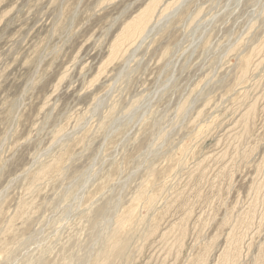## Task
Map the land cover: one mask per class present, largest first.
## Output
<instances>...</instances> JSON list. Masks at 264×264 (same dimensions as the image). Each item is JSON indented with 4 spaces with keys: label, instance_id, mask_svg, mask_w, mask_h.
Instances as JSON below:
<instances>
[{
    "label": "rangeland",
    "instance_id": "rangeland-1",
    "mask_svg": "<svg viewBox=\"0 0 264 264\" xmlns=\"http://www.w3.org/2000/svg\"><path fill=\"white\" fill-rule=\"evenodd\" d=\"M101 262L264 264V0H0V264Z\"/></svg>",
    "mask_w": 264,
    "mask_h": 264
},
{
    "label": "bare ground",
    "instance_id": "bare-ground-1",
    "mask_svg": "<svg viewBox=\"0 0 264 264\" xmlns=\"http://www.w3.org/2000/svg\"><path fill=\"white\" fill-rule=\"evenodd\" d=\"M146 27H147V24H142L141 22H139L136 25H134L132 28H129V29L126 30V32H125L126 33V37L129 38V39H132L133 37H137L140 34H142L143 31L144 32L146 31L145 30ZM125 218L116 219V223H115L114 228L105 230L106 231L105 235H106V239H107V241H105L106 242L105 247H106V252H107L108 255H109V252H114L115 253V251H116V254L118 256H122V255L124 256L126 254L127 246H128V243L130 242L129 238H127V237L123 238V233L126 230L134 231L135 234L136 233H139V235L141 234V231L139 230V227L134 225L133 222H131V224L129 225V221L127 220V222H126ZM127 225H129V226H127ZM162 236H163V234H162ZM107 258H108V256L105 259H107ZM43 261L44 260H42V262ZM107 262L106 263L101 262V264H107Z\"/></svg>",
    "mask_w": 264,
    "mask_h": 264
}]
</instances>
